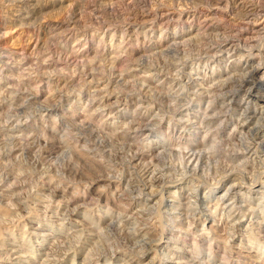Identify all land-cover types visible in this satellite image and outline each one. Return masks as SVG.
<instances>
[{
  "label": "rangeland",
  "instance_id": "1",
  "mask_svg": "<svg viewBox=\"0 0 264 264\" xmlns=\"http://www.w3.org/2000/svg\"><path fill=\"white\" fill-rule=\"evenodd\" d=\"M6 1L11 0H0V4H2L0 5V51L21 53L28 48V41L32 36L33 41H44L46 43L44 48H48V50H51L50 52L55 53L54 60L61 58L62 62L60 61V63L62 64L57 67L56 72H52L50 69L36 70V68H33L34 70L32 71L22 67L20 59H16L18 63L15 62L14 64L11 61H5L7 63V71L5 70L0 75V79H2L0 80V264H128V262L130 264L131 258L135 260L138 257L137 255L146 250L152 251V264H177L178 260L176 258L179 256L184 258L192 256L198 264H264V257L261 258L259 254L261 249L256 243L260 242L259 245L264 247V216L258 214L259 211L256 208V204L260 195L253 192L256 190L251 186L256 181L264 185V180L259 177V173L262 172L260 168L249 161L248 164L247 160L243 158L250 142L264 141V131L261 129L248 132L249 130L247 129L243 137L241 135L226 137L233 131L234 122L237 118L235 114L240 111V104L246 94L245 89H242L240 85L241 83L236 81L238 84L232 83L231 88H229L231 92L235 93V100L233 103L226 101V104L232 105V111L223 115L226 116L227 121L222 125L217 118L210 117V121L203 118L202 113L205 105H199V101L191 95L193 94L192 91L189 94L190 96L182 98L183 102L178 105L175 104L174 107L173 102H169L168 98L162 96L172 94L169 85L163 84L162 80L157 79H152L148 83L143 82V77L140 73H136L130 79L125 78L128 75L126 73L132 70L127 67L121 68L123 67V64H121L118 68L119 71H125L120 72L125 81H122L123 79L121 78L115 79L116 88H114L116 89L114 93L117 94L119 103L108 107H112L110 110L114 115L111 114L112 116L109 115L108 117L107 115L102 118L100 112L89 108L87 105L88 96L93 94L94 89L87 86L85 82L69 83L65 90H58L59 93L58 91L56 92L58 88H52L50 84L48 86L45 85L48 79H54L55 76L64 80L66 78V80H71L74 75L80 74L79 71L82 72V69L86 66L89 71H91V68L92 71L94 70L100 81L104 82L105 79L109 78V71H111L110 60L115 54L103 55L101 52L102 54L99 53V56L96 55L95 58L86 59L85 62L83 59V68L80 65L81 68L79 67L78 69L75 65L76 62L72 61L75 60V56L77 57L78 50L82 53L88 50L90 45H92V48L99 46L98 48L101 50V44H99L101 37L94 39L90 45L80 44L77 46L78 43L72 41L66 46L61 43L62 40L58 42L53 31H50L48 35L41 34L36 29L35 24L42 22L66 24L75 8V4L79 0H64L65 3L61 0H38L39 6L41 4L42 6L47 4V6L42 12H36L35 10L36 14L32 18L27 19L28 25L23 30L17 28L15 21L23 11L19 12L17 7L10 11V4H5ZM89 1L83 0L84 5L77 11L79 14L83 13L84 15L95 17L91 13L93 9L108 5L107 1H97L98 3H93V0ZM187 1H192L187 3L188 6L193 4L192 6L198 8H202V6L205 8L208 3L207 0ZM31 4L37 5V2L32 1L26 6L30 9L32 7L34 9L40 8L38 5L35 7L31 6ZM17 5L23 6L24 4L17 3ZM232 16L233 14L229 9H222L216 13L217 19L215 20L230 28L241 26V23L232 18ZM92 20L97 22L96 18H92ZM8 31L13 33V35L5 36V32L7 33ZM49 36L53 39L52 41ZM157 37L149 36V39L145 42L149 43L148 41L152 38L153 41H156ZM263 37L264 34H262ZM213 38L215 37L201 36L198 37L197 42L193 40V43L191 42L187 47L183 57L184 60L187 62L196 61L197 66L198 59L202 58L201 69L207 68V71L211 70L212 66L205 64V56L207 55L205 50L210 42H212L211 45H214L220 37H217V39ZM15 39H18V44H14ZM48 40L49 42H47ZM127 40L125 45L128 44L130 47L134 46L135 48L138 46L137 41L130 43L129 39ZM260 45H264V38L261 40ZM49 46L52 47L50 48ZM139 49L137 47L136 50ZM101 55L103 56L101 57ZM156 58L149 59L148 67L159 66L163 69L167 68V71L164 70L168 72L167 59L165 61L164 57ZM79 59L81 58L77 60L81 61ZM251 59V65L254 67L260 63V68L263 72L264 56L260 58L251 57ZM231 60L233 61L230 56L227 57L225 55L220 63L214 64H217L215 67L219 69L230 65L232 63ZM67 62L70 64L68 65ZM19 67L20 70L17 71ZM87 67L86 69L84 68L82 74L88 71ZM27 71L28 73H26ZM124 74L126 75L124 76ZM36 78V82L32 81ZM6 79L10 82L14 81L13 85L19 84L18 87L15 86L18 93L9 89L11 87L7 85ZM119 80L120 82L122 81L120 86L118 85ZM128 80H135L138 83L135 82L134 85L138 84L139 86L129 87L131 90L125 91L124 87L128 84L126 82ZM124 82L126 85H124ZM207 82L206 87H210L212 82H209V80ZM261 82V84L264 83V78H262ZM142 84L155 88L162 95H156V93L149 91V93L146 92L144 94V92L141 94L139 91L142 90ZM42 90L47 95L46 99L41 98V94L37 95V92H43ZM260 94L261 96L264 95L263 88ZM139 95L145 96V99L143 98L144 101L142 100L143 102L139 100L141 97ZM191 98L193 99L191 100ZM222 101L224 103V99L220 98L219 100L218 98L214 103L217 108L216 113H225L226 107L225 105L222 106ZM139 107L141 110H139ZM177 107L178 109H176ZM179 109L183 111L182 115H185L181 122L183 126H189L190 118L195 117L198 120H194V122L205 121L212 124V128L207 132L203 129V132L206 133L201 135L202 138L203 136L207 137V140L204 141L205 137L202 139L198 135L194 136L199 137L198 141L199 145H201L196 148V151L198 150L197 152L199 153L201 150L203 154L205 153V157L211 154L213 156L201 158L200 167L193 171V168H187L186 166L189 161L184 163L180 157L176 156L179 153L187 154L190 150L182 149L183 152L180 147L170 146V142H168V147L165 150L162 149V144L157 145L153 148V152L152 150L150 152L153 156L151 155V157L141 162L134 161L132 155L135 149L145 153L142 145L144 140L152 141L155 144L158 139H164L163 136L168 133V130L157 123L164 117L167 122L170 121L175 113L180 112ZM143 112H147L145 114L147 118H152L158 112L157 118L160 117L159 121L150 122L145 120L141 115ZM249 116L251 117L252 115ZM175 118L179 120L178 116H175ZM137 123L140 124L138 125ZM142 124L154 125L155 134L152 138L147 136V130L143 129L140 132L134 129L137 126L143 127ZM217 130L222 133V137L219 133L215 138ZM209 132L211 134H207ZM170 140L171 138L168 141ZM219 140L225 144H222ZM211 143H213L215 148ZM214 143L216 144L214 145ZM154 144L150 147H153ZM210 148L214 149V152ZM165 165L169 166V169L177 168V173L171 172L169 173L170 176L166 175L162 178L158 173ZM152 169L156 171L154 172ZM183 176H186V180L190 182L189 185L183 184V181H177L179 178H184ZM225 184H227L228 188H231L230 186L236 188L235 191H232L231 197L232 203L236 207L244 212L248 210L256 214L251 217V214H248V218L242 219L239 224L238 238L234 240V243L228 241L229 235H227V231L229 234L228 228L230 225L227 218L223 217V222L220 223L217 229L216 237L218 238V243H216L215 256L211 262L207 256V250H205L207 246L194 248V246L192 247V240L194 236H199L202 241L206 239L202 232L204 215H210L213 219L216 217L215 219L220 220L221 213L217 214L216 207H214L216 201L212 199L209 204L211 207L210 211H206L207 206L201 202V210L199 211H202L201 214L203 213V216L200 215V212H197V217H195L187 209L188 201L195 200V198L191 197L196 192H198L200 200H203L204 196L210 194L212 189L217 187H223L222 189H224ZM148 185H151V187ZM153 194L156 196L150 199L151 202L154 199L157 201L159 198V200L168 201L169 205L175 206L173 208L176 210L171 211V213L179 214L180 212L181 214L183 212L182 221L186 222L185 225L192 232L189 228H186L187 232H183L180 235L179 231L171 230V233L176 236L174 238H178L180 243L184 245L183 249L174 248L176 239L168 231L172 222H170L171 218L164 214L165 205L162 206L161 203H158L159 205L154 204L155 206L153 204L148 205L143 201L144 198L148 196L150 198ZM65 199L70 200V202L73 201L76 206L69 207L66 215L63 216L65 213L63 205L67 203ZM58 207L64 208L59 209ZM179 207L187 209V212ZM160 210L163 211L161 212ZM62 218H67L68 221H64V219L62 221ZM134 219H136V224H133L135 222ZM190 224L192 225L188 226ZM222 226H224V229ZM101 227L102 229H100ZM160 244H162V248L161 246L160 248L155 247ZM227 244L229 245L227 246ZM107 259L109 262H105ZM187 264L190 263L188 262Z\"/></svg>",
  "mask_w": 264,
  "mask_h": 264
},
{
  "label": "bare ground",
  "instance_id": "2",
  "mask_svg": "<svg viewBox=\"0 0 264 264\" xmlns=\"http://www.w3.org/2000/svg\"><path fill=\"white\" fill-rule=\"evenodd\" d=\"M32 1L37 2V5H38V0H21V2H20V0H11V1H6V3H5L8 5L10 4V7L7 6V7H9L10 11L12 9H14V7H17L19 9L18 10L19 12L23 11L19 15L18 19L15 20L17 23V25H16L17 28H20L19 30H23L24 27L26 25H28L27 19L32 18V16L34 14H36L37 11L42 12V10H45V8L47 6V4H45L43 6L41 4L40 6L38 5L41 9L40 8L34 9V7H32V9H34V10H32L26 6L29 3H31ZM61 1L63 3H65L64 0H61ZM97 1L98 2L99 1H107L108 5H104L103 7L101 6L102 8L100 7V8L93 9L91 13L95 17H90L88 15H84L83 13L79 14L77 12L78 9L82 8V6L84 5L83 0H79V2H78L79 4L78 3L75 4V6H74L75 8L72 11L71 16L68 19L66 24L42 22L39 24L37 23L35 25H36V29L41 34H48L50 31H53V33H55V37L58 39V42H59V40H62V42L61 41L60 42L65 44L66 46L72 41H76L78 43L77 46L80 44L90 45V44H92L91 42L94 41V39L101 37L99 40V44H101V48H102L101 50H100V48H98L99 46L97 48H92L91 47L92 45H90L88 50H86L82 53H80V51L77 49L78 50L77 57L75 56V60H72V61L76 62L75 65L78 69L80 67V65L83 68V65H82L83 59L85 62L86 59H90L92 57L95 58V56L101 52L103 53V55L115 54L114 57H112L110 60L111 71H109V74H110L109 78L107 80L105 79L106 81L104 80V82L100 81L98 76H96V74L94 73V70L92 71V68H91V71H92L91 72V71H89V68L86 66L88 68L87 72L82 74V72H84V68L86 69V67H84L82 69L83 71L82 72L79 71L80 74L74 75L73 78H71V80H69V79L66 80L67 78L64 80V79H61V78H58L55 76L54 79H48V82L45 85L48 86V84H50V86L52 88H58L56 90V92H57L58 90H61V89L65 90L66 87H68L69 83H73V82H79L80 83V81L81 82L83 81V83L85 82L87 84V86L94 89L93 94L88 96V99H87L88 107L91 109H95V111H97V112H100V115L102 116V118H105L107 115L109 117V115L112 116L114 114H112V111L110 110L112 107L111 108H108V107L119 103V101H118L119 98H118L117 94L114 93V90H116L114 88H116L115 87V82H116L115 79H117V78L123 79L124 78L120 74V72L122 70L119 71V68H118L121 64H123V67H121V68L127 67L129 70H132L131 72L129 71L128 73H126L128 75L125 78L130 79V78L134 77V75L136 73H140V74H142L141 76L143 77L142 78L143 82L148 83L152 79L162 80L163 84H167L170 86L169 88L172 92L171 95L165 96V95H162L160 92L156 91L155 88L153 89L149 86H145V84H146L145 83L144 85L142 84L143 85L141 87L142 90L140 88L139 89L141 91L138 90L141 94L144 92H145L144 94H146V92H148V91L154 92V93H156V95L161 94L163 97L168 98L169 102H173L174 103L173 105L175 107V104L178 105V104H181L183 102L182 98H184L186 96L187 97L190 96L189 94H191V91H192L193 94H191V95H193L196 98V100L199 101V105L200 104L205 105V107L203 109V113H202L203 118H205L207 120H209L210 117L217 118L218 121H220V123L223 125L227 121L226 116H223V115L232 111L231 110L232 105L226 104V101L233 103L235 100V93L231 92V90H229V88H231L232 83H237L236 81H239V83H241L240 85H241L242 89H245L246 94L244 95V98L242 99V103L240 104V106H241L240 111H237V114H235L237 118L234 122V128L232 131L233 134H231L232 133L231 132L230 135H228L226 137H230L233 135H241L243 137L246 134L247 129L249 130L248 132H250V131L253 132L255 130H261V129H263V131H264V121H263L264 120V97H263L264 95L261 96V94H260V92L262 91V88L264 91V83L261 84L262 83L261 80H262V78H264V71L262 72V69L260 68V63L257 65L255 64L256 66H254V67L251 65L252 64L251 57H259L260 58V57L264 56V48H263L264 45L263 46L260 45L261 40L264 38V37L262 38V34H264V6H262L264 4V0H258V1H256V0H207L208 3L207 4L205 3L206 4L205 8H203V6H202V8L194 7V6H192L193 4H191V6H188L187 3H191L192 1L188 2L187 0H93V3H95V2L98 3ZM17 3H23L24 5L23 6L17 5ZM195 4H197V3H195ZM0 5H2V4H0ZM37 5L31 4V6H35V7ZM95 5L97 6V4H95ZM76 6H77V10H76ZM4 9L6 10V6L4 7ZM222 9H229L230 12L233 14L232 18L238 20L241 23V26H236V27L234 26L235 28H230L229 26L227 27L223 24L218 23L215 20V19H217L216 13ZM35 10H36V12H35ZM24 11H26V12H24ZM92 18H94V19L96 18L97 22H94L92 20ZM8 23H12V22H8ZM6 25H9V24H6ZM6 27H8V26H6ZM1 28H4V27H1ZM5 29H7V28H5ZM22 33H24V32H22ZM9 34L13 35V33H11L10 31H8L7 33L5 32V36H8ZM51 34H52V32H51ZM149 36H152L153 38H154V36L155 37L158 36V37H157L156 41H153L152 40L153 38H152L151 40L148 41L149 43H146L145 41H147L149 39ZM201 36H207V37L208 36H214L215 38H213V39H217V37H220L219 38L220 42L217 39L216 40V41H218L217 43L214 42L215 44L213 43L214 45H211L212 42H210V44L208 43L209 46L208 47L206 46L207 48L205 47L206 48L205 53L208 55V57H207V55L205 54L206 55L205 56L206 57V63L205 64L212 66L211 70H208V71H207V68L206 69L202 68L203 70L201 69V61L203 60L202 58L198 59V65L197 66H196V64H197L196 61L187 62L183 58L189 44L191 42L193 43V40L195 42L196 40H198V37H201ZM81 39H84V40H81ZM127 39H129L130 43L132 41H135V42L137 41L138 42L137 47H139L140 49L136 50L137 47L136 48L134 46L130 47L128 44L125 45ZM52 40L53 39L51 38V41ZM258 40H259V42H258ZM47 42H49V40ZM14 44H18V39H15ZM45 44L46 43H44V41H41V40L40 41L39 40L33 41V38L31 36L29 38V41H28V45H27L28 48L25 49L24 51H22L21 53H17L16 51H14V52H2V51H0V75L3 74L7 68V63H5V61H9V62L11 61V63L14 64L15 62L18 63V61H16V59H20L19 61H21V64L20 63L19 64L22 65V67H26L25 69H27V70L33 71L36 68V70L50 69L52 72H56L57 67L62 64V63H60V61L62 62V60H61V58H59V60L58 59L54 60L55 59L54 58L55 53L50 52L51 50H48V48L45 49L44 48ZM49 44H51V43H49ZM73 44H75V43H73ZM133 48H135V49H133ZM199 50H201V49H199ZM147 53H150V54L147 55ZM103 55H101V57ZM225 55L227 57L230 56V58L233 59V61L231 60L232 63L230 65H226L223 68L218 69V67H215V65H217V64H214V63H218V62L220 63L221 60L224 59ZM156 57H162V58L164 57L165 61L167 59V61H166L167 63L166 62L165 63L169 67L168 72H165V70L167 68L166 69L164 68L165 69L164 70L163 68H160L159 66L148 67L149 63H150L149 59L156 58ZM78 58H81V59H79L81 61H78L77 60ZM170 59H172V60H170ZM168 60H170V61H168ZM93 61H94V59H93ZM107 62H109V61H107ZM65 63H66V61H65ZM9 64L10 63H8V65ZM69 64L70 63H68V65ZM213 64H214V66H213ZM85 65H87V64L85 63ZM10 66H11V64H10ZM15 67L17 68L16 65H15ZM20 67L17 71L20 70ZM28 67H30V68H28ZM90 67H92V66H90ZM25 69H24V71H25ZM50 70H48V71L50 72ZM170 71H172V72H170ZM186 71H188V72H186ZM39 72H41V71H39ZM122 72H125V71H122ZM26 73H28V71ZM117 73H118V75H117ZM43 74H45V73H43ZM126 74H124V76ZM48 76H50V75H48ZM0 80H2V79H0ZM36 80H37V78L32 80V81L36 82ZM208 80H209V82H212V85L210 87H206ZM5 81H7V79ZM11 81H13V80H11ZM122 81H125V80L123 79ZM121 82L119 80V84H118L119 86L122 84ZM126 82L128 84L126 85V83L124 82L125 83L124 85H126V86L124 87L125 89L123 88L125 91H127L130 88H134V86L138 85V84L134 85V83L136 82L135 80H132V81L128 80ZM12 83H14V81L13 82L7 81V85H9L11 87L9 89H11L12 92H17L18 90L16 91L15 86L18 87L19 84L13 85ZM136 83H138V82H136ZM38 92H37V95L41 94V98H45V99L47 98V95L44 91L39 92V93ZM58 93H59V91H58ZM165 94H167V93H165ZM139 97H140V99H139L140 101H142V100L144 101L145 96L139 95ZM218 98H219V100H220V98L224 99V103L222 101L221 104H222V106L225 105V107H226L225 113H222V112L216 113L217 108H216V106H214V103L216 102V100ZM192 99L193 98H191V100ZM198 101H196V102H198ZM144 103H146V102H144ZM147 106H148V104H147ZM178 107L176 109H178ZM217 107H218V105H217ZM219 108H218V110H220ZM139 110H141L140 107H139ZM173 110H174V108H173ZM176 111L178 112V110H176ZM146 113L143 112V113H141V115L145 120H148L150 122L156 121L160 118V117L157 118L158 112L155 115H153L152 118L151 117L147 118V116H145ZM182 113H183V111H181V110H180V112L175 113L174 117H172L171 120L168 122L166 121L165 117L163 119L161 118L162 120L157 124L164 126L168 130V133L163 136L164 139L163 140L158 139V141L155 144L152 141L149 142V141L144 140L142 145H143V149L145 150V153L142 151H139L138 149H135L134 150L135 152L132 155L133 156L132 159L134 161H138V162L144 161V160L148 159L149 157H151L152 154L150 152H151V150L153 152V148L155 146L162 144V149L165 150L168 147V142H170V146L173 145V146L180 147L181 150L182 149H187V151L190 150V151H188L189 153H187V154L186 153L185 154L179 153L180 155L176 154V153L175 154H176V156L180 157V159L184 163H187V161H189V164L187 163V165H186L187 168H193V171L194 170L196 171L200 167V165H201L200 163H202L201 158L205 157V155H204L205 153L203 154L201 150L199 153L197 152L198 150L196 151V148L198 146H201V145H199L198 138L201 137L202 133L205 134L209 129H211L212 124L210 122L206 123L205 121L194 122V120H198V118L195 117V118H190V122L188 121L190 123L189 126H187V125L183 126L181 124V122L183 121V117L185 115L183 116ZM95 114H97V113H95ZM249 115H252V116L250 117ZM175 116H178L179 120H176ZM205 124H206V126H205ZM253 126H255V127L253 130H251V128ZM134 129L138 130L140 132H142L143 129L147 130V136H149V138L150 137L152 138L153 135L155 134V130H153L154 125H150V124L143 125V127L137 126V127H134ZM203 129L206 130L205 133L203 132ZM119 133H120V131H119ZM215 133H216V136H215V138H216L217 134H219L220 132H218V130H217ZM207 134H211V133L209 132ZM220 134L222 137V133H220ZM194 135L195 136L198 135L199 137L197 138ZM207 136H209V135H207ZM204 137L205 136H203V138ZM223 137H225V136H223ZM169 138H171L170 141H168ZM205 140H207V137L204 138V141ZM211 140H210V142H211ZM212 142H216V141H212ZM153 144H154V146L150 147ZM211 144L213 146V143H211ZM215 144L216 143H214V145ZM217 144H219V143H217ZM222 144H225V143L223 142ZM212 146H210V147L212 148ZM159 148H160V146H159ZM216 148H218V147H216ZM246 149H247L246 154L245 155L242 154L244 160H247V162L249 161V162L253 163L254 165H257L260 168V170L262 171L259 173V177L264 180V141H260V142H253L252 141L249 143L248 148H246ZM164 150H163V152H164ZM211 150H213V152H214V149H211ZM155 151H157V150L155 149ZM200 153H202L203 156H202V154L200 155ZM208 156H213V154L207 155V157ZM207 157H205V158H207ZM165 159H166V157H165ZM209 159H212V158H209ZM204 160H206V159H204ZM212 160H214V159H212ZM212 160H211V162H212ZM249 162H248V164H249ZM176 169H169V166L167 167V165H165V166H163V168L160 171L158 169V171L160 172L158 174H160L163 178L166 175L170 176L169 173H171V172L176 174L177 170H178V169L177 170ZM152 170L154 172L156 171L155 169H152ZM178 173H179V171H178ZM228 173H230V172H228ZM149 174H150V172H149ZM146 175H145V177H146ZM186 179L187 178L185 176L182 179H180V178H179V180L177 179V181H181V182L183 181V184L189 185L190 182L187 181ZM184 181H186V182H184ZM251 186H252V188H254V190H256L253 192H256L257 194L260 195L258 203L256 204V208L259 211V213L258 212L257 213L264 216V185H263V183H258L256 181V183H254ZM149 187H151V185ZM230 187L231 188H228L227 184H225L224 189H222L223 187L222 188H219V187L214 188L210 191V194H208L207 196L206 195L204 196L203 200H200V196H199L198 192H196L193 195V197H191V198H195V200L194 201H188L189 204H188L187 209L189 212H192L195 217H197L196 216L197 212H200L199 210H201V206H200L201 202H203L207 206L205 210L210 211L211 207L209 206V204L212 202V199H214L216 201V204L214 203L215 204L214 207H216L217 214L221 213L220 220L215 219L216 218L215 216H214L215 218L213 219V217L210 215H204V218L202 219V223H203L202 232H203V236L204 237L206 236V239L202 241L199 239V236H196V237L194 236L193 237L194 239L192 240L193 241L192 247L194 246V248H202L203 246H207V248L205 250H207V253H208L207 256L211 262H212V258H214V256H215L214 250L216 249V243H218L217 242L218 238L216 237L217 229H218V226H220V223L223 222V217L227 218L228 224L230 225L228 228L229 234L227 231V235H229L228 236L229 240L228 239L227 240L230 241L231 243H234V240L236 238H238L237 235H238V231H239V224L242 221V219L248 218L249 217L248 214H251L250 217L252 215L256 214L255 212H251L248 210L246 212H244L242 209L240 210V208L236 207L232 203V198H231L232 197V191H235L236 188L234 186H230ZM177 188H176V190H177ZM161 195H164V194H161ZM154 196H156V195L153 194L150 196V198L148 196L147 198H144L143 201L145 203H147L148 205H150V204L156 205L158 203L159 204L161 203L162 206L165 205L164 209H166V210H165L164 214L168 215L171 218L170 222H172V224H171V226H169V230H168L170 232V235L173 238L176 237V236H174L173 233H171L172 229L175 230V232L179 231L180 235H182L183 232H187L186 230L189 227L187 228V226L185 225L186 222L184 223L182 221L183 220V218H182L183 212L181 214L179 211H178L179 214L173 213V212L171 213V211L176 210L173 208L174 205L173 206L169 205L167 203L168 201L164 202L162 199L159 200V198L157 199V201H156V199L153 200V202L156 201L155 203L151 202L150 199L153 198ZM82 200H84V199H82ZM66 201H67L66 204L63 203L64 204L63 206L65 208L60 207L61 209L64 208L65 213L63 214V216L66 215L69 207L76 206V203H74L73 201H71V202H70V200H66ZM211 206L213 207V205H211ZM176 207H177V205H176ZM179 208H181V207H179ZM177 209H178V207H177ZM181 209L184 211L187 210V209L185 210L183 208H181ZM201 212H200V215L203 214V213L201 214ZM138 214H140V213H138ZM184 214L186 215L185 212H184ZM191 216H192V214H191ZM191 216H190V218H191ZM184 217H187V216H184ZM63 219H64V221H66V220L68 221L67 218H62V221H63ZM134 220H135V222L133 224H136L137 223L136 219H134ZM162 220H163V218H162ZM61 224H63V223H61ZM191 225L192 224H190L188 226H191ZM222 227L224 229V226H222ZM254 228H255V226H254ZM100 229H102V227ZM214 229H215V232H214ZM223 229L221 228V230H223ZM189 230H190V228H189ZM174 239H176V241L174 242V246H175L174 248H177L179 250H181V248L183 249L184 245L180 243V240L178 238H174ZM156 243H157V241H156ZM256 243H258V246L262 250V251L260 250V253H259L260 257L262 258V257H264V247H262L263 245L262 246L259 245L260 242H256ZM152 244H153V242H152ZM228 245L229 244H227V246ZM160 246L162 248V244L155 246V247L160 248ZM137 256L138 257H136L135 260H134V258H131V260L133 262L131 261L132 263L130 262V264H152L153 263L152 262V259H153L152 258V251L146 250L145 252H143ZM189 257H186V258L180 257V256L177 257L176 258L178 260L177 264H187L188 262L190 264H198V262L194 261V258L192 256L190 258H193V259H190ZM97 260H99V259H97ZM107 261L109 262L108 259L105 260V262H107ZM185 261H187V262H185ZM74 262H75V260H74ZM128 264H129V262H128ZM159 264H161V263H159Z\"/></svg>",
  "mask_w": 264,
  "mask_h": 264
}]
</instances>
